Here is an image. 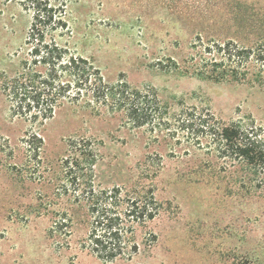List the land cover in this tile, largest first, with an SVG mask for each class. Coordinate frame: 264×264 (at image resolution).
<instances>
[{
	"label": "rangeland",
	"instance_id": "obj_1",
	"mask_svg": "<svg viewBox=\"0 0 264 264\" xmlns=\"http://www.w3.org/2000/svg\"><path fill=\"white\" fill-rule=\"evenodd\" d=\"M50 1L66 5L70 37L61 43L91 59L107 83L152 88L170 112L194 106L226 122H252L264 137V83L186 73L208 42L263 43L264 0ZM30 20L16 0H0V74L17 70ZM28 132L41 136L40 148L24 143ZM71 140L94 150L95 186H151L162 206L136 229L137 254L109 264H264V175L104 109L64 103L42 126L31 125L10 116L1 94L0 264H106L80 248L83 208L59 188ZM64 211L72 214L63 231L70 235L48 237L52 218Z\"/></svg>",
	"mask_w": 264,
	"mask_h": 264
},
{
	"label": "trees",
	"instance_id": "obj_2",
	"mask_svg": "<svg viewBox=\"0 0 264 264\" xmlns=\"http://www.w3.org/2000/svg\"><path fill=\"white\" fill-rule=\"evenodd\" d=\"M12 1V0H5ZM30 14L23 40V56L10 76L0 74V94L12 118L42 126L64 103L81 105L99 114L102 109L121 113L126 122L150 133H164L170 140L185 141L196 147L208 145L218 158L227 159L253 177L264 175L262 129L243 119L223 121L209 110L194 106L177 111L161 103L152 88L137 89L125 80L107 83L94 62L72 51L61 40L70 37L64 3L50 0H16ZM191 61L193 59L191 58ZM192 76L215 83H241L249 78L264 83V42L243 46L232 39L208 42L193 62ZM24 143L33 141L40 148L39 134L28 132ZM75 146L60 161L63 194H70L73 205L82 207L87 228L80 248L109 264L131 259L138 252L137 228L154 220L161 210L151 186L94 185V150ZM257 188L260 182L255 183ZM72 214L56 213L48 237L71 228ZM156 240L154 235L151 236Z\"/></svg>",
	"mask_w": 264,
	"mask_h": 264
}]
</instances>
